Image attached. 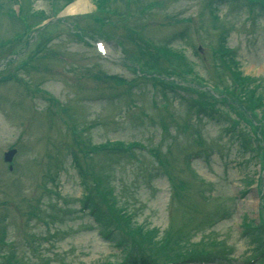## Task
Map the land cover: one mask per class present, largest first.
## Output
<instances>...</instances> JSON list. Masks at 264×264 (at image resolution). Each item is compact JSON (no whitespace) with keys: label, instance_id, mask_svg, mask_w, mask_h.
<instances>
[{"label":"rangeland","instance_id":"rangeland-1","mask_svg":"<svg viewBox=\"0 0 264 264\" xmlns=\"http://www.w3.org/2000/svg\"><path fill=\"white\" fill-rule=\"evenodd\" d=\"M77 1L84 2L86 10L76 15L65 14L64 11ZM150 1L152 0H133L132 7L134 6L136 11L141 10L145 2ZM31 2L35 10H41L46 14L47 19L54 20L53 25L58 28L56 34L59 38L57 37L47 47L40 60H35L32 67L20 71V74L24 78L27 76L26 79L33 83H43L40 88L51 99L61 103L57 104L61 108L56 107L54 100H49V97L38 98L39 94L33 95L34 92L21 87L24 83L20 86L10 83L0 87L2 100L0 112H6L5 116H0V163L3 152L10 147L18 151L11 174H6L4 167L0 165V243H4L0 249V264H10L12 260L14 264H21L20 261L23 264H102L105 261L120 262V258L126 256L123 250L104 239L101 232L98 233L99 230L106 232L107 228H110V225H106L105 219L97 217L98 224L95 216L89 213V209L81 211L85 202L82 199L83 195L90 193L94 188L91 182L85 184L80 172L74 169L70 154L81 161L83 168L92 177L108 176V184L115 187L118 202L125 208L126 214L135 215L133 222L144 229L155 230L149 236L152 239L153 235L154 241L145 244L144 252L145 256L152 255L159 259V264L193 254L194 250L200 248L195 244L200 240L203 242L200 245L205 246H201L200 249L204 247L212 251L213 255L221 258L220 261L224 258L221 256L229 255L230 262L223 261L217 264H242L252 257L253 245L239 233L237 225L240 222L249 223L257 216L259 204L256 200L257 190L249 180L258 178V165L249 161L248 154H235V151L228 153L227 149L224 150L225 147L221 146L220 134L219 131L216 132L215 125L205 126V133L203 132V136L212 139V145L208 150H214L215 154H210L208 151L204 159L193 163L191 170L184 165L185 154H181L175 160L170 158L173 162L168 169L172 172L173 183L184 184L182 188L181 185L177 186L175 191L180 192V196H186V199L177 205V209L168 207L169 195L172 193L162 175L150 185L144 183L143 176H137L136 169H140L144 175L151 165L156 164L150 156L135 155V159L139 158L144 163L142 166L132 168L122 165L125 164L124 160L119 164L118 158L114 157L112 152H109L110 156L105 153L108 151H96L94 155L89 156L91 158L89 162L88 159L86 160V156L90 155L95 147L112 145L115 142H139L148 146H158L161 138L155 135V132L159 133L160 128L167 124L163 121L167 120V115L162 111L160 114L156 111V106L161 103L160 97L152 102L148 95L143 100L144 103L148 100L144 105L149 108L150 116L153 114L155 117L152 123L156 126L145 125V129L136 130L123 122L132 120L127 116L123 119V109L113 108L111 104L98 103L95 99L96 95H99L97 91H104L109 85L107 81L97 82L96 76L99 77L104 73V76H114L124 80H132L134 76L132 71L116 61V57L119 56L116 49L109 51L110 61H100L93 48L94 40L90 39L92 35L85 38L82 32L92 31L99 35L100 29L105 33L106 39L121 38L125 26L112 17L125 13V2L120 0H75L69 4L66 0H52V2L32 0ZM211 2L213 3L214 0ZM13 3L12 0H0V42L26 31L24 30L26 25L16 21ZM202 7L201 0L168 3L166 7L157 11L151 10L149 19L142 24L141 20L134 17L135 15L132 16L127 22V27L135 24L148 25L145 27L153 41L166 36L165 31L168 33L184 30L185 27L179 22L183 19L192 20L188 25L189 28L197 23V26L208 29L209 22L213 25L212 20L208 12L201 14ZM106 9L115 11V15H108L109 17L107 14L101 15V10ZM244 11L220 7L216 12L219 23L229 34V46L241 59L238 71L235 72L238 76V86L234 85L235 80L230 76L228 80L231 88L235 90L232 94L243 100L254 86L250 81L247 85L248 79L259 78L260 81L255 84L260 90L255 93L261 96L264 103L262 89V86L264 87V16L256 18V14L252 13L248 16ZM4 12L9 14V17L5 16ZM57 15L64 17L61 22L56 21ZM97 18L101 21L107 20L105 24L109 25L99 28ZM172 23H175L176 27ZM29 25L30 29L40 26V19L32 20ZM73 25L83 31L67 28ZM165 25L167 28H164ZM79 34L83 39L79 38ZM33 36L35 35H31L30 38ZM23 40L25 39L15 43L11 50L18 49ZM190 43L195 46L199 44L196 43L193 35H190ZM38 46L39 42L32 49L36 50ZM9 47L11 46L7 45L6 49ZM183 47L186 48L188 61L197 63L194 66L190 65L191 76L196 75L198 80L202 77L209 78L208 69L205 71L198 60H195L191 47L188 45ZM32 49L30 47L29 51ZM27 51L26 46V49L21 51V57L28 53ZM129 51L132 52L131 49ZM14 65L8 67L10 73L13 72ZM176 107L172 104L166 109L172 108L173 111L177 109ZM65 108L68 110L64 111ZM260 112H264V107ZM77 122L83 126L80 127L81 133H78V130L73 132ZM143 122L147 124L148 120L145 119ZM232 149L235 150L236 146H232ZM33 159L37 165L34 164ZM50 161L54 164L51 172L54 181L51 183L46 179L47 166H43ZM239 162H242L243 166H238ZM87 163L91 169L86 168ZM103 164H111L113 171L111 165L107 168ZM190 199H193L194 205L205 210L203 214L216 215L218 211H226L227 213H224L227 219L218 222L210 231L206 229L203 232L199 231L195 237H190V241L185 242L181 236L183 233L178 230L181 227L179 219L182 218V213L186 210L185 204ZM194 227L196 226L192 228ZM263 232L264 228L259 231V238L264 240ZM118 234L114 232L111 237ZM162 237H166V240L159 242ZM33 238H35L34 242ZM196 253L197 251L194 254ZM142 255L137 252L133 257ZM8 259L10 262H7Z\"/></svg>","mask_w":264,"mask_h":264},{"label":"bare ground","instance_id":"bare-ground-1","mask_svg":"<svg viewBox=\"0 0 264 264\" xmlns=\"http://www.w3.org/2000/svg\"><path fill=\"white\" fill-rule=\"evenodd\" d=\"M86 10V5L82 1H77L73 5L69 6L64 13L67 15H76L79 12H83Z\"/></svg>","mask_w":264,"mask_h":264},{"label":"trees","instance_id":"trees-1","mask_svg":"<svg viewBox=\"0 0 264 264\" xmlns=\"http://www.w3.org/2000/svg\"><path fill=\"white\" fill-rule=\"evenodd\" d=\"M251 101V100H250Z\"/></svg>","mask_w":264,"mask_h":264}]
</instances>
